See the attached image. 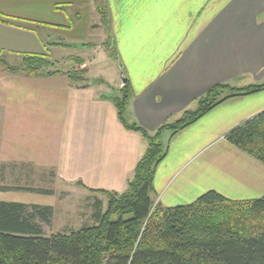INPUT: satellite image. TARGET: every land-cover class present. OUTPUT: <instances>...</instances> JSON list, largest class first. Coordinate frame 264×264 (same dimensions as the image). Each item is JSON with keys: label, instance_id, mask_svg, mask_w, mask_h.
<instances>
[{"label": "crops", "instance_id": "obj_1", "mask_svg": "<svg viewBox=\"0 0 264 264\" xmlns=\"http://www.w3.org/2000/svg\"><path fill=\"white\" fill-rule=\"evenodd\" d=\"M101 5L118 62L105 76H97L107 69L97 68V58L94 73L87 69L77 81L70 72L78 65L70 72L31 76L0 64V201L49 207L53 214L60 202L52 188L47 194L18 184L26 169L50 173L65 187L63 195L122 192L147 145L117 116L112 98L125 83L127 118L153 134L194 109L216 84L243 87L264 79V0H101ZM96 6V0H0V15L15 19L0 21V54L11 64H19L23 54L56 62L58 49L86 45L95 33L105 37ZM60 32L65 41L50 39ZM262 111L264 90L230 97L174 134L163 131L160 141L167 150L153 174L154 203L185 205L210 190L233 200L263 196L264 163L224 138ZM24 193L36 198L26 200Z\"/></svg>", "mask_w": 264, "mask_h": 264}, {"label": "trees", "instance_id": "obj_2", "mask_svg": "<svg viewBox=\"0 0 264 264\" xmlns=\"http://www.w3.org/2000/svg\"><path fill=\"white\" fill-rule=\"evenodd\" d=\"M100 13L106 23V12ZM0 21L14 23L15 19L0 15ZM111 54L116 57L115 52ZM0 64L31 76L55 73L44 70L49 65L45 55L23 54L19 64H11L0 54ZM81 72H73L76 81ZM263 90L264 83L216 84L197 100L194 109L184 110L151 134L127 118L130 91L125 83L112 98L117 116L147 143L126 188L122 192L99 190L106 208L102 211V201L96 198L92 224L50 235L36 221L51 216L49 207L0 201V264H264V195L233 200L210 190L175 207L155 204L152 199L154 170L167 150L160 141L163 131L174 134L230 97ZM224 138L264 163V111Z\"/></svg>", "mask_w": 264, "mask_h": 264}, {"label": "rangeland", "instance_id": "obj_3", "mask_svg": "<svg viewBox=\"0 0 264 264\" xmlns=\"http://www.w3.org/2000/svg\"><path fill=\"white\" fill-rule=\"evenodd\" d=\"M97 6L96 9L99 11H104L103 5H101V0H96ZM103 16L101 14V20ZM105 18L102 20L100 26H102V29L105 33V37L101 38V35H98L95 33V36L93 38H89V43L86 45H82L79 42L74 44L71 48L67 50H60L58 49L57 55L54 57V59H58L56 62H53L54 60H48L49 65L45 66L44 70H47L49 72L55 71V69H71L70 66L73 65L72 70L75 68L77 69L74 71L69 70L70 73L74 74L76 71H83L80 73V76H83V74L87 71V69H90L91 73L93 74L95 69L91 67V64H96L97 68L99 69L100 65L101 67L107 66V69L105 72L100 69V71L97 73V76H105V73H107L110 69L114 67L117 68V60L115 57L111 54V52L114 53L111 40L109 39V34L107 32L105 23ZM105 26V27H104ZM43 34V37L46 38L47 35L44 32H41ZM50 39L57 40V41H65L67 38L64 33L60 32L58 34L52 33L49 35ZM105 38V39H104ZM104 39V41H103ZM92 40V41H91ZM63 44V43H62ZM105 44V46H104ZM49 47V46H47ZM51 51H54L53 49L49 48ZM106 52V53H105ZM104 54V55H102ZM68 55H73L70 59L68 58ZM106 55V58L104 57ZM74 57V60L72 58ZM82 58L85 64L83 66H80L83 64V61L79 58ZM103 57V58H101ZM93 58H97V61H94ZM94 61V62H93ZM69 65V66H68ZM95 66V67H96ZM74 72V73H73ZM79 74V73H78ZM264 83V79L259 82ZM258 83V84H259ZM5 184V182H2V184ZM10 185L14 184V181L8 182ZM19 185L29 187V188H47L50 190L51 188L54 191V196L57 199L58 202H60L59 205L55 207V210L53 211V214L48 217L47 220H43L39 217L36 218V221L41 225L43 233L45 235H50L55 232H62V231H69L72 229L80 228L84 225H90L93 223L92 221V213L95 208L94 202L96 200V197L102 198L101 205H102V211L106 208V199L105 197H102L101 195H89L87 198H84L83 196H78L74 191H68V193L63 195V192L65 187L59 186L55 183V178L51 176L50 173H36L32 170L26 169V176L23 178L20 182H18ZM22 198L26 200H33L36 198V195H29L24 193V196H21ZM38 198V197H37ZM45 198V197H43ZM68 229V230H66Z\"/></svg>", "mask_w": 264, "mask_h": 264}]
</instances>
